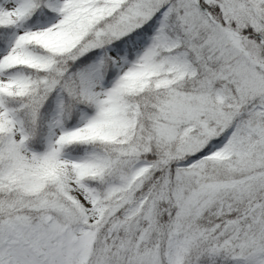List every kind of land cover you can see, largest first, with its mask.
<instances>
[{
	"label": "snow or ice",
	"instance_id": "6c2138e0",
	"mask_svg": "<svg viewBox=\"0 0 264 264\" xmlns=\"http://www.w3.org/2000/svg\"><path fill=\"white\" fill-rule=\"evenodd\" d=\"M0 264H264V0H0Z\"/></svg>",
	"mask_w": 264,
	"mask_h": 264
}]
</instances>
